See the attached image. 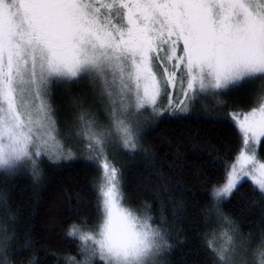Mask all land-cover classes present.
I'll return each instance as SVG.
<instances>
[{
	"label": "snow or ice",
	"instance_id": "snow-or-ice-1",
	"mask_svg": "<svg viewBox=\"0 0 264 264\" xmlns=\"http://www.w3.org/2000/svg\"><path fill=\"white\" fill-rule=\"evenodd\" d=\"M252 80L264 82V0H0V176L27 173L39 185L45 161L59 165L77 151L97 173L94 214L65 231L75 253L43 248L33 220L0 189V264H45L41 251L57 264H175L173 253L190 242L188 206L173 194L180 181L152 164L157 204L136 202L114 153L152 158L141 143L145 123L180 121L198 106L225 113L213 122L231 124L238 146L201 149L223 175L205 183L204 227L189 249L203 257L192 264H264V228L245 235L233 210L259 203L264 223V84L247 111L226 112L223 99ZM58 87L69 101L63 116ZM183 161L178 152L177 172ZM248 181L256 198L239 205Z\"/></svg>",
	"mask_w": 264,
	"mask_h": 264
},
{
	"label": "trees",
	"instance_id": "trees-1",
	"mask_svg": "<svg viewBox=\"0 0 264 264\" xmlns=\"http://www.w3.org/2000/svg\"><path fill=\"white\" fill-rule=\"evenodd\" d=\"M63 98L68 100L67 95ZM213 117L196 114L180 121H167L159 125L151 121L145 126L146 134L141 143L154 150L152 158L142 153L132 154L119 150L114 153L117 166L125 173L127 189L136 198V202L157 204L155 189L161 185V181L153 174L152 164L164 174L165 179L171 177L172 183L180 181V190L174 191L173 194L178 199H183L188 206L182 225L190 242L180 245L173 253L175 264H192V261L203 257V252L196 256L189 249L199 244L193 237L196 230H202L204 227L200 208L206 206L205 183L216 182L223 175L221 168L212 167L208 152L201 149L210 145L220 149L238 146L232 125L226 122L215 123ZM178 152L183 155V162L187 165L182 172H177L174 167ZM42 168L44 176L39 185L33 184L29 174L20 173L7 181L0 176V189H6L13 205L18 207L24 216L33 220L35 238L43 248L49 249L50 252L75 253L76 242L65 238V231L70 224L79 221L80 215L91 217L94 214V194L90 186L97 173L79 151L75 159L62 161L59 165L45 161ZM146 183H152L153 191L138 190V185ZM68 197H71V204L66 202ZM160 198L165 200L171 218V205L167 204V194L163 192L162 187ZM255 198L253 186L248 181L241 188L237 203L244 205L246 201ZM69 208L78 209V214H69ZM233 210L245 235L253 233L258 238L260 230L264 228V223L261 222V205L254 203L242 213L239 208ZM154 214L159 215L158 208ZM38 259L45 264H57L51 255L45 256L43 251Z\"/></svg>",
	"mask_w": 264,
	"mask_h": 264
},
{
	"label": "rangeland",
	"instance_id": "rangeland-1",
	"mask_svg": "<svg viewBox=\"0 0 264 264\" xmlns=\"http://www.w3.org/2000/svg\"><path fill=\"white\" fill-rule=\"evenodd\" d=\"M262 84H264V82L252 80L248 83L243 84L241 87H237L233 89L231 92H229L228 95L223 97V99H225L231 105V107L228 108L226 112L249 110L251 106L252 95L258 89H260ZM244 86H247L248 88ZM73 91L77 92L79 91V89L73 88ZM64 95L65 94L62 92V90L59 87L55 90V106L61 110L62 116L68 114V111H69V101L63 98ZM205 103L211 104V101H207ZM61 105H63V107ZM92 111L99 114V120L101 122L106 123V120L100 108H94L92 109ZM196 114H205V115H210V116H223L225 113H207L198 106L197 110L192 112L189 116L196 115ZM150 122L151 121L146 122L144 127L150 124ZM64 131H67V129L65 128Z\"/></svg>",
	"mask_w": 264,
	"mask_h": 264
}]
</instances>
